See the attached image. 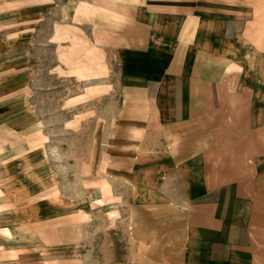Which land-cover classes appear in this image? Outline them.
Segmentation results:
<instances>
[{"label": "crops", "instance_id": "obj_1", "mask_svg": "<svg viewBox=\"0 0 264 264\" xmlns=\"http://www.w3.org/2000/svg\"><path fill=\"white\" fill-rule=\"evenodd\" d=\"M63 32L118 64L82 173L126 200L128 264H264V0H0V78ZM27 194L0 186V241L41 238Z\"/></svg>", "mask_w": 264, "mask_h": 264}, {"label": "rangeland", "instance_id": "obj_2", "mask_svg": "<svg viewBox=\"0 0 264 264\" xmlns=\"http://www.w3.org/2000/svg\"><path fill=\"white\" fill-rule=\"evenodd\" d=\"M72 40L63 32L55 45L33 47L26 51L25 70L14 66L0 78V117L28 114L25 129L2 146L9 144L0 154V186L10 194L33 190L19 204L26 216L42 217L39 241L29 222L24 237L8 234L0 241V264L135 261L126 200L115 193L117 186L82 173L96 116L117 91L118 64L103 48L98 58L95 49L82 51Z\"/></svg>", "mask_w": 264, "mask_h": 264}]
</instances>
